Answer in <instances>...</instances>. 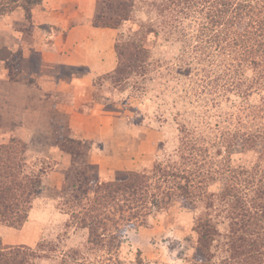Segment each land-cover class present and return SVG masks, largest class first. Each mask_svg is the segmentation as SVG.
Returning a JSON list of instances; mask_svg holds the SVG:
<instances>
[{"label": "rangeland", "instance_id": "374dc122", "mask_svg": "<svg viewBox=\"0 0 264 264\" xmlns=\"http://www.w3.org/2000/svg\"><path fill=\"white\" fill-rule=\"evenodd\" d=\"M96 1L93 24L117 32V69L98 79L93 93L94 99L104 101L110 123L116 121L115 143H104L114 139L112 133L108 138L94 129L86 134L88 139L79 140L81 145H69L65 140L72 132L70 113L49 108L58 98L33 93L41 114L30 113L24 122L37 131L28 146L30 162L51 158V147L57 145L69 151L74 164L67 171L58 166L44 179L22 227L0 224V252L36 251L35 264H195L200 226H208L219 234H214L211 247L214 258L205 264H220L228 256L227 233L242 223L239 203L264 206V158L254 150L241 152L237 142L238 134L255 128L254 108L261 96L240 95L224 79L223 67H209L194 58L199 15L185 12L181 0L172 6L163 0ZM19 62L12 65L13 79L36 89ZM93 98L79 111L89 113ZM7 103L1 119L6 128L14 106ZM91 141L104 153L101 165L89 160ZM242 169H260L263 174L259 172L253 183L240 175ZM129 172L149 177L148 192L157 194L162 204L154 206L149 196L144 216L120 215L119 246L115 242L110 247L111 234L92 245L89 230L80 228L75 219L80 216L73 213L87 198L77 189L85 190L88 179L97 175L110 182ZM184 177L193 180L194 188L186 189ZM254 220L264 226L263 218ZM11 229L17 232L7 231Z\"/></svg>", "mask_w": 264, "mask_h": 264}, {"label": "trees", "instance_id": "16d2710c", "mask_svg": "<svg viewBox=\"0 0 264 264\" xmlns=\"http://www.w3.org/2000/svg\"><path fill=\"white\" fill-rule=\"evenodd\" d=\"M43 1L0 0V20L17 9H23L30 17L32 10L42 5ZM163 1H167L170 6L175 4V1L179 2ZM181 2L186 5L185 12L195 11L199 15L195 21L197 55L194 58L208 63L209 67L214 64L223 67L224 79L232 89L241 93L240 95L260 94V102L254 108L255 128L238 134L237 142L241 152L254 150L259 153L261 160L264 158V0H181ZM165 5L163 2L160 6ZM17 56L6 49H0V60L7 62L10 75L12 65H15L16 61L18 65L20 64ZM191 65L190 63L188 66L191 68ZM229 139L233 141V137ZM65 141L72 146L81 145V142L71 137ZM62 150L69 154L68 150ZM27 153L28 145L19 139H12L8 144L0 145V224L17 229L28 221L32 204L41 194L44 179L51 178L59 166L57 161L44 156L35 158L31 163ZM244 169L240 175H246L253 183L259 172L260 175L263 174L260 169L258 172ZM183 179L188 186L186 189L194 188L192 179L189 177ZM149 181L150 178L145 174L129 172L121 177L118 175L110 182H104L97 175L96 178L88 179L85 190L79 186L77 191L87 196L86 203L73 213L80 216L75 218L79 220L80 228L89 230V243L99 245V240L111 234L110 247H115V242L119 246L118 238L122 231L116 224L120 215L130 212L129 217L135 219L144 216L143 210L150 200L149 196L152 197L151 203L154 206L162 204L156 200L157 194L148 192ZM74 198L77 201L80 197L75 194ZM239 205L237 215L242 223L238 229L232 227L227 233L228 256L220 264H264V226H260L254 220L264 219V206L258 207L248 201ZM128 227H132V224ZM200 228L202 232L199 233L201 239L194 258L195 264H205L209 258H214L211 247L216 241L214 234H219L216 228L211 229L208 226ZM111 231L113 232L110 233ZM5 250L0 252V260L4 264H35V260L39 258L37 252L33 250L25 253L14 252L16 255H11V250L7 251L8 248ZM77 253L75 252L76 255Z\"/></svg>", "mask_w": 264, "mask_h": 264}, {"label": "crops", "instance_id": "0c3cea01", "mask_svg": "<svg viewBox=\"0 0 264 264\" xmlns=\"http://www.w3.org/2000/svg\"><path fill=\"white\" fill-rule=\"evenodd\" d=\"M96 6V0H44L32 10L30 17L23 9H17L0 20V49L18 55L22 60L21 72L37 86L31 90L12 79L7 62L0 60V145L12 139L28 146L33 143L37 131L24 122L30 113L41 114V106L33 98L37 92L47 94L49 99L58 98L50 103V109L70 113L71 138L83 141L95 129L107 137L112 133L114 139L104 143L114 145L116 121L113 118L111 122L113 129L112 116L105 114L104 101L94 99L93 93L97 80L117 69V32L93 24ZM65 97H69V102ZM89 98H93L90 111L82 113L79 108ZM7 101H12L14 106L9 110L11 122L6 128L1 125V119ZM91 145L89 160L101 165L104 153L94 147V141ZM50 151L51 159L61 169L67 171L74 164L72 156L59 146L51 147Z\"/></svg>", "mask_w": 264, "mask_h": 264}]
</instances>
